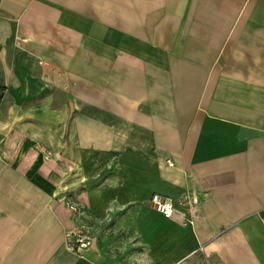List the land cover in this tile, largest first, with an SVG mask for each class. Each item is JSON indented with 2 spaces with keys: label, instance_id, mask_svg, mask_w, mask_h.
Returning a JSON list of instances; mask_svg holds the SVG:
<instances>
[{
  "label": "crops",
  "instance_id": "1",
  "mask_svg": "<svg viewBox=\"0 0 264 264\" xmlns=\"http://www.w3.org/2000/svg\"><path fill=\"white\" fill-rule=\"evenodd\" d=\"M0 264H264V0H0Z\"/></svg>",
  "mask_w": 264,
  "mask_h": 264
},
{
  "label": "built area",
  "instance_id": "2",
  "mask_svg": "<svg viewBox=\"0 0 264 264\" xmlns=\"http://www.w3.org/2000/svg\"><path fill=\"white\" fill-rule=\"evenodd\" d=\"M65 205L68 210L73 214H81V207L77 203L67 201L65 199ZM151 204L156 212L160 213L167 219H173L177 215V210L170 200L164 198L158 194L153 195L151 198ZM184 224H191L192 222L184 216H179ZM94 243V238L89 234L78 233L74 234L73 232L69 234V246L68 249L72 252L83 253L86 250H89Z\"/></svg>",
  "mask_w": 264,
  "mask_h": 264
},
{
  "label": "rangeland",
  "instance_id": "3",
  "mask_svg": "<svg viewBox=\"0 0 264 264\" xmlns=\"http://www.w3.org/2000/svg\"><path fill=\"white\" fill-rule=\"evenodd\" d=\"M67 201H69L67 198H66Z\"/></svg>",
  "mask_w": 264,
  "mask_h": 264
}]
</instances>
